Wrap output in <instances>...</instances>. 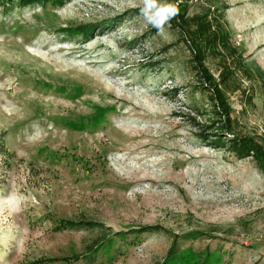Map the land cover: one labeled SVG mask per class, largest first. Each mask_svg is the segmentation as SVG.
Segmentation results:
<instances>
[{"label": "rangeland", "instance_id": "374dc122", "mask_svg": "<svg viewBox=\"0 0 264 264\" xmlns=\"http://www.w3.org/2000/svg\"><path fill=\"white\" fill-rule=\"evenodd\" d=\"M222 1L232 42L264 71V0ZM145 7L0 0V264H162L166 231L205 233L180 238L170 264H201L205 248L206 264H264V171L206 140L190 53ZM225 91L235 132L264 144L263 77ZM72 221L127 233L91 254L100 232ZM148 225L166 231L133 233Z\"/></svg>", "mask_w": 264, "mask_h": 264}, {"label": "trees", "instance_id": "16d2710c", "mask_svg": "<svg viewBox=\"0 0 264 264\" xmlns=\"http://www.w3.org/2000/svg\"><path fill=\"white\" fill-rule=\"evenodd\" d=\"M14 0H2V3H10ZM175 5L177 14L167 21L169 29L175 31L178 40L183 43L190 53L189 64L196 72L198 88L206 92L207 113L203 114L207 120L210 131L206 140L212 141L220 147H224L238 159L252 157L257 166L264 171V144L258 142L253 135H239L235 132L236 120L233 117V107L226 95L225 87L236 79L239 73L252 78L256 72L263 77L264 71L260 68L253 71L244 54L231 40L228 23L226 21V5L222 0H169ZM21 6L28 4H52L61 5L64 0H19ZM193 7L196 11L190 12ZM213 60L217 66L219 75L216 76L207 64V60ZM231 136L232 139H229ZM69 226L84 225L100 232V239L89 253L93 254L104 246L112 245L114 237L125 239L127 232H113L111 227L94 221L69 222ZM166 229L160 225H148L133 233L159 232ZM172 236L169 253L162 264H170L179 252L177 250L181 239L196 238L205 233L190 231L178 235L166 231ZM181 238V239H180ZM212 252L205 248L200 252L203 256L201 264L210 261ZM79 260L78 256H72L69 263Z\"/></svg>", "mask_w": 264, "mask_h": 264}, {"label": "clouds", "instance_id": "9594fccd", "mask_svg": "<svg viewBox=\"0 0 264 264\" xmlns=\"http://www.w3.org/2000/svg\"><path fill=\"white\" fill-rule=\"evenodd\" d=\"M146 7L142 10L146 20L153 24L154 27L163 30V25L169 19L177 14L175 5H166L156 8V11H151L156 7L155 0H145Z\"/></svg>", "mask_w": 264, "mask_h": 264}]
</instances>
